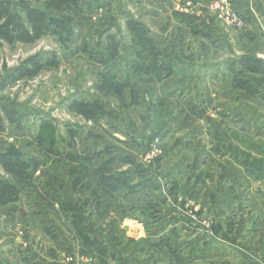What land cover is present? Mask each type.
<instances>
[{
  "label": "rangeland",
  "instance_id": "1",
  "mask_svg": "<svg viewBox=\"0 0 264 264\" xmlns=\"http://www.w3.org/2000/svg\"><path fill=\"white\" fill-rule=\"evenodd\" d=\"M9 1L13 5V19L27 29H32L31 25L18 10L20 3L25 1L46 11L50 16L64 18L70 22L71 31L66 33L64 41L51 31L35 36L31 42H13L0 37V105L28 115L22 128L8 124L7 131L0 134V156L21 153L26 161L34 160L37 164V172L33 173L34 179L29 185L15 181L0 165V180L13 183L21 190L17 202L0 206V264H138L135 246L129 254L122 252L125 243L133 242H128L123 236L121 240V236H117L120 227L114 224L121 207L116 202V191L101 188V192L96 188L100 185H96V167L93 163L90 166L91 160L101 154L104 158L102 165L110 155L112 157L115 154V157L124 159L125 153L138 158L136 164L139 167L154 169L155 161L166 156L162 144L169 143L160 141L157 137L153 146L145 143L149 147L146 153L140 145L163 127L170 130L173 126H178L179 129H172V138L176 139L181 134V129L191 131L187 125L193 127L197 124L199 133H208L212 131L208 127L209 121L233 118L224 109L229 111L235 104L243 108L241 113L237 112L242 119L243 115H252L257 120H264V75L246 79L260 84L255 86L249 80L257 90L249 91L245 87H237L228 74L229 70L221 63L214 65L220 71L219 76H207L204 72L195 81L190 80L191 90L185 87L165 98L150 86L143 93L134 91L130 86L126 88L119 84L126 76L135 83L138 77L134 74L141 72L140 69H129L128 60L130 57L136 58L135 50L142 44L138 33L129 28V23L155 31L153 10L146 8L152 6L149 4L150 0H73L66 10L50 11L46 8L48 0L42 3H37L36 0ZM213 1L206 8L207 14H201L214 24L222 26L221 28L230 30L227 33H236L238 29L226 25L212 11L210 4ZM176 8L181 14L190 15L191 20L199 21L197 17L201 15H198L201 9L194 1L178 0ZM3 23L4 21L0 22V26ZM263 27L260 23L262 47L251 54L243 53L242 57L253 55L264 60ZM145 34L149 40V34L146 31ZM215 42L210 46L214 47ZM231 52L236 53L232 49ZM35 57L42 58L43 67L30 66L28 61ZM229 59L232 58L228 56L225 62ZM25 69H33V74L23 72ZM123 71H126V75ZM167 72L168 70L164 71L165 77H168ZM247 75L245 74L246 77ZM120 135H124L125 139H121ZM70 155L80 156L85 160L75 161ZM99 163L96 161V165ZM133 168L116 161L111 170L107 167V171L110 172L109 175L116 171V174H121ZM73 169H79L83 177L87 172L91 180L88 178L83 187L79 188L82 194L79 204L63 205V208L72 205L77 211L66 212L62 208L59 214L55 207H50L58 204L52 199L57 192L53 196H47L44 171H49L48 178L53 179L61 191L63 185L66 187L68 182L76 180L77 175L73 173ZM62 172H66L63 177ZM115 181L119 182L118 179ZM118 185L119 183H114L111 187ZM105 196L115 206H111V211L109 208L103 212V219L97 218L95 213L94 219L98 223L88 220L84 211L88 209L89 201L94 209L95 206L104 205ZM119 200L120 205H123L122 199ZM49 208L55 211V215H45ZM132 214L130 216L134 217ZM77 215L79 219L83 217L82 225L88 224L91 229L94 227L103 232L113 226L117 230L109 238L101 236L99 231L92 230L93 235L90 231L92 238L100 239L107 246L108 256L100 258L98 255L82 253L79 241L71 232V220ZM151 224H143L144 231L148 232ZM121 227H124L121 230L125 231L124 234L126 227L131 235L136 233L137 226L133 224H121ZM158 254L151 257L149 255L148 261L142 264H169L167 257L162 253Z\"/></svg>",
  "mask_w": 264,
  "mask_h": 264
},
{
  "label": "crops",
  "instance_id": "2",
  "mask_svg": "<svg viewBox=\"0 0 264 264\" xmlns=\"http://www.w3.org/2000/svg\"><path fill=\"white\" fill-rule=\"evenodd\" d=\"M150 1L152 6L144 7L153 10L155 31L141 27L149 34L150 43L146 46L139 44V49L135 48L137 55L128 60L129 69L137 71L155 67L160 73L168 70V77L158 82L153 73L137 72L134 74L138 77L135 83L129 81V76L122 82L118 81L126 84V88L130 86L131 90L143 93L150 86L165 98L185 87L191 90L190 80L195 81L204 72L207 76H219L220 71L214 65L221 63L233 79L236 70L233 63L243 53L251 54L262 47L260 23L264 25V0H232L235 12L246 23L243 29L233 34L227 33L230 30L221 28L201 14H207L206 8L211 0H191L200 6L201 12L198 15H201L197 17L199 21L180 13L176 8L178 0ZM214 42L212 48L210 45ZM231 49L236 53L231 52ZM228 56L232 59L225 62ZM123 72L126 75V71ZM254 75L248 74L244 79ZM249 80L251 84L260 86L256 81ZM229 109H224V112L232 114L233 118L209 121L208 127L212 131L206 134L199 133L198 125L194 124L193 127L187 125L191 131L181 129L177 139L172 138V129H179L178 126L170 130L163 127L154 134L157 136L146 138L147 142L140 145L144 153L149 149L145 143L153 146L157 137L169 143L162 144L166 159H157L154 169L139 167L136 164L138 158L125 153L124 159L115 157V154L112 157L110 155L102 165L101 154L91 160L90 166L93 163L96 167V185L99 171L110 160L103 176L111 179L95 187L101 192L108 188L116 191V202L121 207L114 224L120 227L117 236H121V240L123 236L128 242H133L125 243L122 252L129 254L135 246L138 264L148 261L149 255L156 256L158 253L167 257L169 264H264V120H257L252 115H243L242 119L237 112L241 113L243 108L238 104ZM119 137L125 139L124 135ZM96 161L100 163L96 165ZM116 161L134 168L131 170L130 167V171L121 174L112 170L115 174L109 175L107 167L111 170ZM48 172L45 170L43 175L46 193L47 196H53L57 192L52 199L58 202L56 206L50 207H55L59 213L62 203L79 204L82 198L79 188L83 187L82 184L76 187L71 180L60 191L55 181L48 178ZM65 174L62 172V177ZM114 183L119 185L113 188L111 186ZM119 198L124 202L123 205H120ZM87 206L84 216L97 222L94 219L95 213L97 218L103 219V212L109 208L111 211V206L115 204L106 198L104 205L92 209L89 201ZM51 214L55 215V211L50 208L45 211L47 217ZM148 223L152 224L146 232L143 224ZM121 224L137 226L136 233L131 235L126 227L124 234ZM71 225V232L81 247L77 230ZM92 228V235V230L99 231ZM116 231L110 226L103 230L104 233L99 232L101 236L109 238Z\"/></svg>",
  "mask_w": 264,
  "mask_h": 264
},
{
  "label": "trees",
  "instance_id": "3",
  "mask_svg": "<svg viewBox=\"0 0 264 264\" xmlns=\"http://www.w3.org/2000/svg\"><path fill=\"white\" fill-rule=\"evenodd\" d=\"M43 1L44 0H36L37 3H42ZM72 1L73 0H48L46 8L48 11H50L51 9L66 10L67 6ZM18 7V10L22 12L26 21H28V23L31 25L32 29H27L25 25L13 19V5L9 0H0V22L4 21V23L0 26V37H3L13 42H15V40L31 42L35 38V36L41 35L43 33L45 34L51 31L52 33L57 34L59 38L64 41L66 33L71 31V27L69 26L70 22L66 21L64 18L50 16L46 11L33 7L27 1L20 3V6ZM129 24L131 26L129 28L131 30H135L138 33L139 40L143 45H147L150 43V41L147 40L145 36V31L141 29V27H139L133 22H130ZM28 63L32 68H41L44 65V62L41 57L32 58L28 61ZM51 64L52 63H49V65ZM233 64L236 67L233 80L237 84V87H245L249 91H257L253 87V85H251L247 80L246 82L244 81V76L245 74H264V60L259 59L253 55H249L239 58ZM140 71L155 74L159 81H162L166 78L164 71L160 73L155 67L140 69ZM23 72L32 75L33 69H25L23 70ZM120 85L126 87V84ZM80 105L81 104H78V106ZM96 108L99 107L97 106ZM27 116L28 115L23 114L22 112L14 108L5 105H0V134H4L7 131L8 124H12L19 129L22 128V123L23 121L27 120ZM69 157L75 161L85 160L80 156L70 155ZM108 163H110V160ZM107 164H104L102 169L99 171V185L105 184L107 180L109 181L111 179V177L106 178L103 176V172L105 170L104 168L107 166ZM0 165L8 175L12 176L15 179V181L24 182L28 185L31 184L34 179L33 173L37 172L36 161H26L21 153H15L12 156L1 155ZM138 172L141 171L138 170ZM73 173L77 175L76 180H74L73 182L76 187H78V185L80 184L83 185L84 181L89 178L87 172L83 177L80 174L79 169H73ZM0 186V206L4 207L6 205H10L18 201L21 190L17 188L15 184L10 182L7 183L6 180H0ZM63 205L64 204L62 203L61 208H63ZM63 209L66 212L77 211V209L75 210L72 205H69V207H65ZM71 221L72 224L75 226L77 234L81 239V247L83 249V254H93L98 255L99 257L108 256L109 249L107 248V246L104 245L100 241V239L96 237L92 238L90 236V229H88L87 225H82V219H79L78 215L74 216Z\"/></svg>",
  "mask_w": 264,
  "mask_h": 264
},
{
  "label": "built area",
  "instance_id": "4",
  "mask_svg": "<svg viewBox=\"0 0 264 264\" xmlns=\"http://www.w3.org/2000/svg\"><path fill=\"white\" fill-rule=\"evenodd\" d=\"M210 7L226 25L232 26L238 30L245 27L244 21L238 16L233 8L232 0H214L210 4ZM189 9L191 8L189 7Z\"/></svg>",
  "mask_w": 264,
  "mask_h": 264
}]
</instances>
